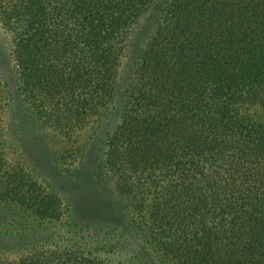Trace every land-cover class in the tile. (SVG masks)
<instances>
[{"label":"trees","instance_id":"obj_1","mask_svg":"<svg viewBox=\"0 0 264 264\" xmlns=\"http://www.w3.org/2000/svg\"><path fill=\"white\" fill-rule=\"evenodd\" d=\"M154 5L103 143L113 192L156 264H264V0H0L17 92L70 138L114 108L121 60ZM64 212L0 155V224ZM6 238L0 252L21 253L0 264H108Z\"/></svg>","mask_w":264,"mask_h":264},{"label":"rangeland","instance_id":"obj_2","mask_svg":"<svg viewBox=\"0 0 264 264\" xmlns=\"http://www.w3.org/2000/svg\"><path fill=\"white\" fill-rule=\"evenodd\" d=\"M155 6L140 19L134 34L136 40L121 60L114 108H108L70 138L42 125L25 108L14 84L11 38L0 27V103H5L0 155L6 167H18L44 192L55 195L66 209L57 223L30 217L28 224L10 226L13 217L4 214L6 220L0 224V235L5 233L7 238L3 241H15L17 247L21 241H32L26 251H48L61 246L108 264H156L150 244L131 225L113 192L104 165L103 146L129 93L137 56L155 19ZM23 226H28L24 231L27 236L15 232ZM39 232L42 234L37 235ZM20 253L0 252V259H12Z\"/></svg>","mask_w":264,"mask_h":264}]
</instances>
